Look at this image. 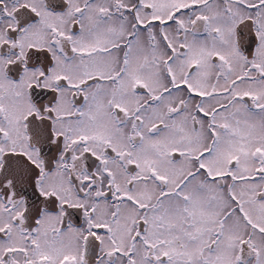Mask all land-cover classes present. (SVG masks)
I'll return each instance as SVG.
<instances>
[{
  "label": "snow or ice",
  "instance_id": "1",
  "mask_svg": "<svg viewBox=\"0 0 264 264\" xmlns=\"http://www.w3.org/2000/svg\"><path fill=\"white\" fill-rule=\"evenodd\" d=\"M0 264H264V0H0Z\"/></svg>",
  "mask_w": 264,
  "mask_h": 264
}]
</instances>
